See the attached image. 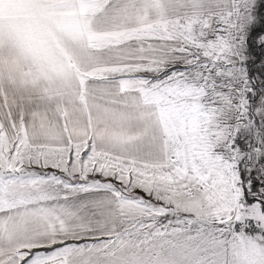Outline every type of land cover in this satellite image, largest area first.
Masks as SVG:
<instances>
[{"label": "snow or ice", "instance_id": "obj_1", "mask_svg": "<svg viewBox=\"0 0 264 264\" xmlns=\"http://www.w3.org/2000/svg\"><path fill=\"white\" fill-rule=\"evenodd\" d=\"M0 264H264V0H0Z\"/></svg>", "mask_w": 264, "mask_h": 264}]
</instances>
